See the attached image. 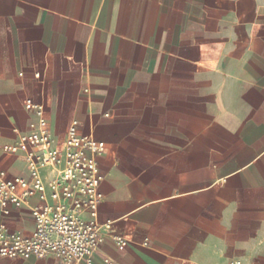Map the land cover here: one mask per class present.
<instances>
[{
	"label": "crops",
	"instance_id": "1",
	"mask_svg": "<svg viewBox=\"0 0 264 264\" xmlns=\"http://www.w3.org/2000/svg\"><path fill=\"white\" fill-rule=\"evenodd\" d=\"M27 102L54 146L73 121L104 144L90 264H264V0H0V169L23 179Z\"/></svg>",
	"mask_w": 264,
	"mask_h": 264
},
{
	"label": "built area",
	"instance_id": "2",
	"mask_svg": "<svg viewBox=\"0 0 264 264\" xmlns=\"http://www.w3.org/2000/svg\"><path fill=\"white\" fill-rule=\"evenodd\" d=\"M25 107L35 113L37 123L28 133L15 131L17 140L7 146L6 153L22 154L29 178L10 177L0 169V214L8 215L11 206H25L31 198H37L43 206L29 211L34 223L31 233L0 229V257L50 256L55 264H90L110 229L109 224L97 223L103 199L97 158L103 154L104 144L92 136L79 135L78 124L73 121L64 142L56 147L45 129L42 108L30 102ZM44 172L50 174L48 180ZM115 241L120 246L127 243L119 238Z\"/></svg>",
	"mask_w": 264,
	"mask_h": 264
}]
</instances>
